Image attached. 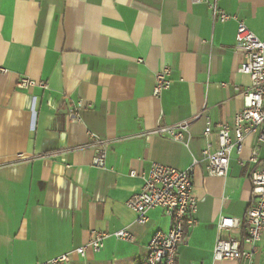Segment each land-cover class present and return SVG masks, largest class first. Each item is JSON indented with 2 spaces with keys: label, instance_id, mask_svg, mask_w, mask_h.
<instances>
[{
  "label": "crops",
  "instance_id": "obj_1",
  "mask_svg": "<svg viewBox=\"0 0 264 264\" xmlns=\"http://www.w3.org/2000/svg\"><path fill=\"white\" fill-rule=\"evenodd\" d=\"M218 6L264 41V0ZM235 38V21L213 23L206 4L192 0H0V264L67 253V264H142L151 237L169 221L153 208L139 225L126 202L154 164L191 169L195 224L184 228L175 263L237 264L213 261L211 252L219 219L242 220L249 206L248 169L240 163L255 140L244 139L224 178L207 176L202 161L217 143L203 134L205 117L230 125L250 84L238 72ZM163 68L171 84L155 97ZM20 77L35 86L18 89ZM78 100L85 108L71 122L67 107ZM185 121V143L155 133ZM87 132L107 142L106 170L92 167ZM257 152L264 159V145ZM122 229L129 241L110 235ZM91 232L109 234L103 247L73 253ZM255 264H264V235Z\"/></svg>",
  "mask_w": 264,
  "mask_h": 264
},
{
  "label": "built area",
  "instance_id": "obj_2",
  "mask_svg": "<svg viewBox=\"0 0 264 264\" xmlns=\"http://www.w3.org/2000/svg\"><path fill=\"white\" fill-rule=\"evenodd\" d=\"M192 3H205L213 23L236 22V38L234 50L241 53L243 61L238 72L248 75L250 84L243 92V106L229 124L212 125L205 117L203 134H214L216 149L211 151L206 147L202 151V161L205 163V173L209 177L224 178L228 174L230 160L233 154L239 155L245 138L253 137L255 145L249 158L240 163L247 167V176L251 186V200L242 220L221 217L217 223V238L211 252L213 261H236L237 264H255L258 244L264 235V159L257 152V147L264 145V41L259 40L245 26L243 21L235 16L227 15L218 6V0H192ZM142 62V61H138ZM0 73L5 70L0 67ZM170 70L163 68L155 74L153 96L158 97L169 89ZM35 83L26 77H20L16 87L27 90ZM46 89V83H39ZM85 104L78 100L67 107L66 117L71 122H80V112ZM200 114L195 116L198 119ZM190 122L185 121L170 127H159L155 133L161 137L179 143L186 142L187 129ZM89 142L85 145L94 153L92 167L106 170L107 142L93 133L87 132ZM135 177V173H130ZM143 186L139 193L131 196L126 206L135 213L136 223H146V213L153 208H160L169 220L167 231H156L147 245V255L142 264H176L178 247L185 242L184 228H191L195 221L192 213L196 201L191 195V169L176 171L159 164L152 165L141 177ZM244 227L242 237L229 236L223 238L221 232L233 233ZM117 240L129 241V233L122 229L110 234ZM109 234L91 232L88 244L72 251L83 257L86 247L98 252L103 247V241ZM70 254H64L40 264H67ZM202 264V263H198Z\"/></svg>",
  "mask_w": 264,
  "mask_h": 264
},
{
  "label": "rangeland",
  "instance_id": "obj_3",
  "mask_svg": "<svg viewBox=\"0 0 264 264\" xmlns=\"http://www.w3.org/2000/svg\"><path fill=\"white\" fill-rule=\"evenodd\" d=\"M167 218V217H166ZM168 219V218H167ZM169 221V220H168Z\"/></svg>",
  "mask_w": 264,
  "mask_h": 264
},
{
  "label": "trees",
  "instance_id": "obj_4",
  "mask_svg": "<svg viewBox=\"0 0 264 264\" xmlns=\"http://www.w3.org/2000/svg\"><path fill=\"white\" fill-rule=\"evenodd\" d=\"M243 236V235H242Z\"/></svg>",
  "mask_w": 264,
  "mask_h": 264
}]
</instances>
